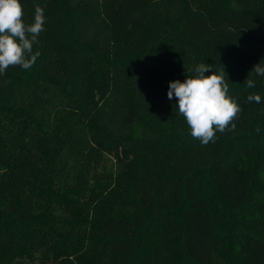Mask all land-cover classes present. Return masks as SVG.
<instances>
[{
  "label": "trees",
  "instance_id": "obj_1",
  "mask_svg": "<svg viewBox=\"0 0 264 264\" xmlns=\"http://www.w3.org/2000/svg\"><path fill=\"white\" fill-rule=\"evenodd\" d=\"M21 3L46 22L0 76V264H264V1ZM199 63L242 109L207 145L167 97Z\"/></svg>",
  "mask_w": 264,
  "mask_h": 264
},
{
  "label": "clouds",
  "instance_id": "obj_2",
  "mask_svg": "<svg viewBox=\"0 0 264 264\" xmlns=\"http://www.w3.org/2000/svg\"><path fill=\"white\" fill-rule=\"evenodd\" d=\"M24 15L21 0H0V76L6 74L10 66L24 70L32 68L41 55L40 51H33V46L38 44V36L44 30V9L34 6L32 23H26ZM193 71L195 74H186L183 81H170L167 97L169 100L176 98V108L185 119L191 136L207 145L214 141L217 133L235 130L233 121L239 118L242 109L229 95L224 68L215 72L210 64L199 63ZM208 72L211 74L206 75ZM251 72L264 76V63L254 65ZM244 83L249 89L255 87L252 79L247 78ZM247 100L259 104L261 96L250 94Z\"/></svg>",
  "mask_w": 264,
  "mask_h": 264
},
{
  "label": "rangeland",
  "instance_id": "obj_3",
  "mask_svg": "<svg viewBox=\"0 0 264 264\" xmlns=\"http://www.w3.org/2000/svg\"><path fill=\"white\" fill-rule=\"evenodd\" d=\"M259 1H264V0H259ZM220 213H221V212H220ZM227 237H228V235H226V239H228Z\"/></svg>",
  "mask_w": 264,
  "mask_h": 264
}]
</instances>
